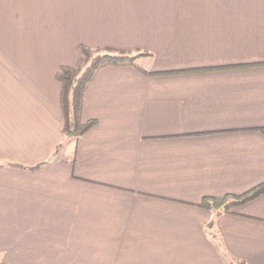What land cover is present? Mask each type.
I'll return each instance as SVG.
<instances>
[{
    "label": "crops",
    "instance_id": "1",
    "mask_svg": "<svg viewBox=\"0 0 264 264\" xmlns=\"http://www.w3.org/2000/svg\"><path fill=\"white\" fill-rule=\"evenodd\" d=\"M101 68L79 138L55 74ZM264 0H0V264H264Z\"/></svg>",
    "mask_w": 264,
    "mask_h": 264
},
{
    "label": "trees",
    "instance_id": "2",
    "mask_svg": "<svg viewBox=\"0 0 264 264\" xmlns=\"http://www.w3.org/2000/svg\"><path fill=\"white\" fill-rule=\"evenodd\" d=\"M140 54H132L123 50L108 48L91 49L80 46L79 58L72 66L62 65L55 74L60 85L59 106L63 117L62 133L65 136L79 138L95 124L94 119H82L84 92L96 73L106 66H134ZM264 131V127L259 128ZM264 193V183L258 184L240 194H224L221 196H204L195 205L213 212L236 214L235 209ZM238 264H243L242 262Z\"/></svg>",
    "mask_w": 264,
    "mask_h": 264
}]
</instances>
